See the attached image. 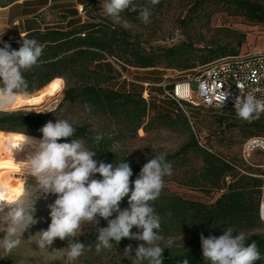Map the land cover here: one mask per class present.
<instances>
[{"label": "trees", "instance_id": "1", "mask_svg": "<svg viewBox=\"0 0 264 264\" xmlns=\"http://www.w3.org/2000/svg\"><path fill=\"white\" fill-rule=\"evenodd\" d=\"M16 1L19 0H0V4L7 5ZM27 1L30 0H24V3ZM188 2L192 5L181 19L186 37L173 45L149 46L143 44L137 35L121 23H113L111 18L98 13L101 0H78L77 3L83 7L82 11H85L83 16L76 7L77 3L72 6L67 2L51 4V11L60 13L62 21L73 15L80 16L73 21L69 19L65 26L61 24L26 32L24 37L35 39L44 46L42 63L24 72L28 82V94L42 89L57 77L63 78L64 100L78 103L84 108L87 104L94 113L108 118L118 127L114 132H101L103 139L99 144L94 143L92 137L101 133L84 129H77L74 137L61 139L59 142L81 139L90 150L97 153L93 159L111 163L114 167L118 162L129 163L133 172L130 180L134 182L143 165L154 157L133 161L125 151L114 148L115 140L136 137L140 129L147 131L161 120L167 126L180 123L190 130L187 112L194 105L187 104L183 110L169 97L163 96L164 89L157 84L160 83L157 81L159 79L157 75L146 74L130 79L125 77L124 73L128 72L129 68L151 70L162 68L186 73L216 58L239 53L247 37L243 30L221 26L214 29L215 32L209 40L205 35L198 40L187 28L196 20L200 22L204 20L207 29L212 30L211 19L217 12L243 17L250 23L264 26V0H188ZM136 3L149 7L151 17H155L161 12L167 0H160L156 5H152L150 0H136ZM121 17L122 21L131 24L140 21L139 11L126 10L121 13ZM22 42L21 37L0 41V47L7 43L11 45V49L18 50ZM115 68L123 79L121 88L111 85L118 76L113 72ZM163 77L166 78V75ZM146 82L150 84L146 86ZM128 83L141 84L143 87L141 90L127 89ZM155 86L163 90L155 93L151 90L155 89ZM172 87V83L166 86L169 90ZM146 90L148 98L145 97ZM153 95H156L155 98H163L162 109L159 106L160 101L157 103L152 99ZM61 106L62 104L48 113L23 108L0 111V130L42 137L39 129L49 121L56 122L52 117L58 113ZM151 110L155 111V115L149 124L146 120ZM221 110L223 115L220 121L227 120L230 130L238 128L245 138L244 142L252 136H264V114L259 120L249 123L236 116L235 108L223 106ZM190 132V139L174 153L164 154L165 158L172 164V172L184 167L190 158L200 160L202 165L180 171L181 175H177L174 180L209 197L216 193L218 196L209 202L202 201L186 198L164 187L159 198L151 202L155 212L161 217L160 234L165 239L199 232L195 237H188V241L181 247L165 248L162 264H183L184 260H188V264H208L203 258L201 234L205 238L219 237L228 227L234 230L233 237L243 232L247 238L246 243L256 242L262 259L255 261L254 264H264V233L255 232L264 226V221L259 215L262 185V178L259 175L262 171L258 174L256 171H249L250 167H246L249 170L242 168L235 161L213 151L209 145L199 143L196 134ZM110 133H114V136ZM94 178L102 179L99 174ZM55 199V195H49L44 206L38 209L36 218L39 222L33 226L37 232L48 228L51 222L48 205ZM128 207V197H125L120 203V208L123 210ZM115 215L111 218H115ZM98 219V225L83 231L84 234L78 238L86 245L83 260L93 263L97 260L99 264H132L135 254H129L130 256L124 258L126 263L119 262L116 254L120 255L128 245L133 248L134 242L137 241L135 239L123 238L118 245L114 244L111 250L96 253L95 228L107 227L106 220L99 217ZM131 231L135 233L138 229L134 226ZM36 233L30 235L29 231H25L22 243L10 255L6 256L0 249V264H41L39 248L34 243L35 239H32L36 237L34 236ZM4 235L5 233H0V239ZM66 241L67 239L63 240ZM30 247L34 252L28 251ZM43 264H64V261L56 259Z\"/></svg>", "mask_w": 264, "mask_h": 264}, {"label": "clouds", "instance_id": "2", "mask_svg": "<svg viewBox=\"0 0 264 264\" xmlns=\"http://www.w3.org/2000/svg\"><path fill=\"white\" fill-rule=\"evenodd\" d=\"M150 2L156 5L160 0ZM101 7L113 23H123L125 27L131 26L128 21H122L121 13L126 10L139 11L141 22L151 23V9L139 6L136 0H101ZM21 38L23 42L18 50L11 49L7 43L0 47V111L16 105L19 96L28 95L24 72L42 63L44 46L35 39ZM237 87L241 95L234 103L236 116L249 123L259 120L264 114V99L244 92L243 84ZM214 95L217 106L223 108L229 93L220 90ZM85 108L91 111V106L86 104ZM76 130L69 121L57 119L39 129L42 139L24 133L9 144L13 154L26 147L29 149L27 159L21 162L25 164V175L33 177L35 182L27 184L23 195L18 193L17 197L7 195L6 187L0 183V232L5 233L0 239V249L6 256L10 255L22 243L23 233L39 222L36 218L37 201L55 195L54 202L48 205L51 219L48 228L34 235L38 236L34 243L50 260H55L56 253L66 249L64 264H74L86 251V245L78 239L84 234V226L98 225L99 217L107 221V227L95 228L97 254L111 250L123 238L135 239L144 243L135 249L132 264H162L164 249H171L175 241L160 234L161 217L151 202L159 198L165 185L164 177L172 174V164L164 154L155 156L143 165L133 182L129 163L118 162L114 167L111 163L97 161L93 159L97 153L81 139L59 142L74 137ZM92 139L99 144L103 134ZM257 144L264 148V142ZM96 174L102 179H95ZM125 197H128L129 207L121 210L120 203ZM114 214L115 218H111ZM134 226L138 229L135 233L131 231ZM233 231L228 227L219 237L205 238L201 234L203 258L208 264H254L262 259L255 241L246 243L243 232L233 237ZM57 238L61 241L67 239V247L50 251ZM160 242L164 243L163 247ZM124 252L130 254L132 246L128 245ZM183 264H188V260Z\"/></svg>", "mask_w": 264, "mask_h": 264}, {"label": "rangeland", "instance_id": "3", "mask_svg": "<svg viewBox=\"0 0 264 264\" xmlns=\"http://www.w3.org/2000/svg\"><path fill=\"white\" fill-rule=\"evenodd\" d=\"M8 1V0H3ZM55 1V0H53ZM57 1H65L71 6L76 4L78 0H57ZM81 1V0H79ZM191 3L188 0H167V3L164 5L161 12L156 14L155 17H151V23L144 24L141 22L129 23L131 26L126 27L132 31L134 35H137L143 44L149 45H173L179 43L183 40L186 35L185 28L181 25V19L186 15L189 8L191 7ZM79 13L85 14V11H80L81 6H78ZM16 11V10H15ZM16 13V12H15ZM98 13L106 16L102 11V7L98 10ZM17 14V13H16ZM108 17V16H106ZM110 18V17H109ZM63 17L58 12L48 11L45 15V23H51V26L55 25H63L65 26V22L62 21ZM63 22V23H62ZM205 21H194V24L187 28L194 35L196 39H200L202 35H205L209 40L213 34L214 29L221 26H228L236 29L243 30L247 33V37L245 42L241 46V51H247L255 48H264V26L259 24H253L247 21L243 17L231 16L226 12H217L211 19V28L212 30H208L204 25ZM123 25V23H121ZM4 31V28L0 29V32ZM12 34H14L12 32ZM3 37V34L0 33V38ZM203 44V42H201ZM118 74L116 81H113L111 85L121 88V82L123 79L121 78L120 72L115 68L113 71ZM146 74L157 75L159 79L158 82L164 81L166 83H172L177 79H181L185 76V73L179 70L172 69H162L157 68V70L151 69H135L129 68L128 72H125V77L128 78H138L143 77ZM166 75L167 77H163ZM129 86L127 89H135L141 90L143 87L141 84H132L128 83ZM44 88V87H43ZM42 88V89H43ZM41 90V89H40ZM64 90H65V81L61 91L52 98H49L44 95L43 99L39 101L38 105L31 107H22L24 105H14L10 107L8 110H16L23 108L29 111H36L42 113H48L49 111L55 110L58 108L60 104H62L56 115L50 116V118L54 119H65L69 121L76 129H84L90 130L95 133H101L104 131H115L118 130V127L115 126L113 122H111L108 118L97 115L92 110L88 111L83 106L78 103H72L68 100H64ZM155 93H160L163 89L155 86V89H151ZM36 93V94H35ZM34 96H41V94L36 91L31 93ZM153 95L152 99L160 101L159 106L162 109L161 103H163L162 97L155 98ZM158 103V102H157ZM6 110V111H8ZM155 115V111L151 110L149 116L146 120V123L151 121L152 117ZM221 115H223V111L218 107H203V106H194L189 108L187 112V117L190 123V130L184 128L180 123H177L173 126H167L163 123V121H158L157 124L153 125L152 128L145 131L144 129H140L136 137L126 138L121 141H114V148L123 150L126 152L127 156L133 161H141L146 158H152L161 154L174 153L177 151L184 143H186L190 139V131L196 134L199 143H203L209 145L213 151L221 153L223 156L229 158L232 161H235L242 168H245L249 171H256V173H260L262 171V163L263 156L260 153H254L248 158L243 155V142L245 140L243 134L239 131L238 128L229 129L228 121L221 122ZM111 136H114V133H110ZM86 145V144H85ZM202 162L200 160H196L190 158L187 164L177 171L172 172L170 176H165L164 187L169 191L182 195L186 198L198 199L202 201H212L214 200L218 194L216 193L212 197L205 195L204 193L190 189L186 186L181 185L179 182L175 181L174 178L180 174V171L189 170L193 167H200ZM181 175V174H180ZM24 179V190L27 184H34V178L25 175H17V177H21ZM47 199L41 198L37 201L36 213L39 212L38 209L44 206V203ZM7 207L5 208V212L7 211ZM96 225L86 224L84 226L83 231L94 227ZM30 235L37 232L35 227H30L28 230ZM255 232L264 233V226ZM4 233V232H0ZM199 235V232L191 233L188 235H184L181 237H169L173 238L175 243L173 247H181L188 241V237H195ZM32 239H38V236L33 237ZM168 239V238H167ZM144 243L143 241L137 240L134 242L132 248V254H135V249ZM68 241L63 242L59 238H57L53 245L50 248V251L53 249L59 250L67 247ZM37 246V245H36ZM164 246V243L161 242V247ZM38 247V246H37ZM29 252H34V250L30 247ZM38 254L41 256V264L49 261L46 252L42 250H38ZM64 249L61 252L56 253V259L64 261ZM117 258H119V262L126 263L123 259L130 256L129 253L122 252L120 255L116 254ZM84 256L82 255L74 264H99L96 260L93 262H86L83 260ZM55 259V260H56Z\"/></svg>", "mask_w": 264, "mask_h": 264}, {"label": "built area", "instance_id": "4", "mask_svg": "<svg viewBox=\"0 0 264 264\" xmlns=\"http://www.w3.org/2000/svg\"><path fill=\"white\" fill-rule=\"evenodd\" d=\"M82 10L81 6L80 11ZM149 84L145 83L146 86ZM157 84L163 87V96L169 97L183 110L186 109L187 104L217 106L214 92L218 93L220 90L229 93L224 107L234 108L236 97L241 95L237 87L239 84L245 85L244 92L252 93L258 99H264V48L240 51L237 54L216 58L186 72L183 78L173 81L170 90L166 88L168 83L164 81ZM148 96L146 90L145 97ZM257 142H264V136L248 138L243 144V155L248 158L257 152L263 156L262 173L259 175L262 178L259 215L264 221V148L259 147Z\"/></svg>", "mask_w": 264, "mask_h": 264}, {"label": "bare ground", "instance_id": "5", "mask_svg": "<svg viewBox=\"0 0 264 264\" xmlns=\"http://www.w3.org/2000/svg\"><path fill=\"white\" fill-rule=\"evenodd\" d=\"M63 85L64 79L57 77L44 86L43 89L38 90L41 96H34L32 94L19 96L17 98L16 105H36L41 99H43L44 95L52 98L53 95L56 93L58 94L61 91ZM22 134L24 133L0 130V183L6 187L7 195L12 197H17L18 193L20 195L22 194L24 188V179L22 176L17 177V175H25L23 171L25 164L21 161H25L27 159L29 149L26 147L25 149L17 151L13 154L9 149V144L16 142L17 137L21 136ZM25 134L35 137L36 139H42V137L37 135L28 133Z\"/></svg>", "mask_w": 264, "mask_h": 264}, {"label": "crops", "instance_id": "6", "mask_svg": "<svg viewBox=\"0 0 264 264\" xmlns=\"http://www.w3.org/2000/svg\"><path fill=\"white\" fill-rule=\"evenodd\" d=\"M64 2L57 0H30L24 3V0H19L7 5L0 4V29L4 28V31L0 32L3 34L0 41L17 39L30 30L48 28L51 23H45V15L51 10V4H62ZM78 6L80 7L81 4L77 3L76 7ZM79 16L80 14L73 15L63 22L66 24L69 19L73 21Z\"/></svg>", "mask_w": 264, "mask_h": 264}, {"label": "water", "instance_id": "7", "mask_svg": "<svg viewBox=\"0 0 264 264\" xmlns=\"http://www.w3.org/2000/svg\"><path fill=\"white\" fill-rule=\"evenodd\" d=\"M38 105H42V104H38ZM31 106H36L34 104H30V105H25V106H22V107H31ZM20 108V107H19Z\"/></svg>", "mask_w": 264, "mask_h": 264}, {"label": "snow or ice", "instance_id": "8", "mask_svg": "<svg viewBox=\"0 0 264 264\" xmlns=\"http://www.w3.org/2000/svg\"><path fill=\"white\" fill-rule=\"evenodd\" d=\"M54 87H55V85H54Z\"/></svg>", "mask_w": 264, "mask_h": 264}]
</instances>
